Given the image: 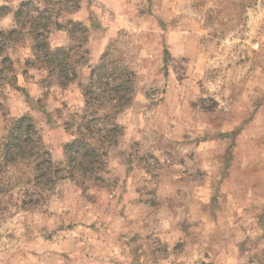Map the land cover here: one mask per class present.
Segmentation results:
<instances>
[{
	"label": "rangeland",
	"instance_id": "1",
	"mask_svg": "<svg viewBox=\"0 0 264 264\" xmlns=\"http://www.w3.org/2000/svg\"><path fill=\"white\" fill-rule=\"evenodd\" d=\"M43 9L63 26L50 47L73 49L64 88L35 54ZM0 51V141L24 115L38 129L27 161L0 152V264H264V0H0ZM103 55L133 76L119 114L101 97L85 112ZM86 118L96 147L121 131L74 181ZM43 145L55 181H34Z\"/></svg>",
	"mask_w": 264,
	"mask_h": 264
},
{
	"label": "trees",
	"instance_id": "2",
	"mask_svg": "<svg viewBox=\"0 0 264 264\" xmlns=\"http://www.w3.org/2000/svg\"><path fill=\"white\" fill-rule=\"evenodd\" d=\"M31 5L32 3H22L15 13L16 19L20 20L23 19L24 15H28V8ZM40 15L43 18L39 23L37 22L40 17L34 20L30 27V33L36 44L34 46L35 54L39 58H43V66L48 70L49 76L55 77L60 87L64 88L67 86L68 81H74L77 78L76 63H72L71 60L73 49L70 48L67 50L59 47L53 50L50 47L48 34L50 33L51 27L54 26L60 30L63 26H61L56 17H52L48 9L41 10L39 12ZM69 24L87 33V28L83 27L80 23L70 21ZM14 32L11 31L10 36ZM73 33L74 31H70L72 38H74ZM1 51L0 54L2 53ZM8 61V59H4L3 63ZM109 66V63L106 61V56L103 55L100 64L92 69L89 83L84 87L85 112L92 107L95 98L101 97L102 100L105 98V100L113 103L112 108L119 114L127 104L126 98L128 97L127 99L129 100V97L132 96L133 76L129 70H114ZM105 94H107V97H104ZM96 105L101 107L100 103H96ZM47 115L50 118V114L47 113ZM86 120V123L84 122L81 127L77 128V136L74 135V138L65 145V154L69 164L68 168L73 170L70 172L69 177L74 181L77 180L74 174L75 171L81 172L84 177H86V173L89 171V176H92L93 172L90 173L91 168H95L96 164L99 165L101 159L107 155L106 144H117L118 137L116 138V136L117 134L120 136L119 131H121V128L116 123H113L114 135L111 136V133L108 132L106 134L107 137L103 138L104 142L100 143L102 147H96L89 140L92 139L90 136L94 133L93 126L96 125L98 120L96 118L92 120L86 118ZM37 130V125L31 116L24 115L15 119L0 141V152L5 158L13 156L12 158L14 159L11 158V160H14L13 163L27 161L34 156L32 143L34 142V135L38 134ZM84 133L88 134V137ZM40 158H42L41 155L37 156L35 159L37 162L36 165L34 167L32 165L31 170L34 173V181H38L42 176L43 178H48L49 181H55L60 171L59 169H55L51 155L44 145L42 163L39 161ZM42 164L43 169L41 168ZM44 165L47 166V170L44 169ZM45 171H48V173Z\"/></svg>",
	"mask_w": 264,
	"mask_h": 264
}]
</instances>
